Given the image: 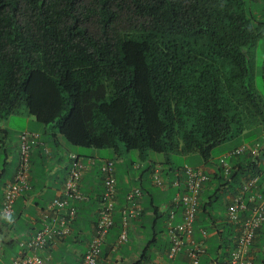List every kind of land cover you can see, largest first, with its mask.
Wrapping results in <instances>:
<instances>
[{
	"label": "trees",
	"instance_id": "16d2710c",
	"mask_svg": "<svg viewBox=\"0 0 264 264\" xmlns=\"http://www.w3.org/2000/svg\"><path fill=\"white\" fill-rule=\"evenodd\" d=\"M262 40L264 0H0V124L27 114L46 135L55 132L51 140L116 155L106 160L126 161L136 152L138 170L147 166L140 179L151 175L153 184L152 153L165 155L161 164L171 174L174 155L209 163L234 139L264 142ZM7 133L0 126L2 141ZM39 145L31 154L30 190L41 180L33 158L35 148L45 154ZM241 160H230L232 173L220 170L211 185L236 188L249 173L264 180V155ZM101 197L93 200L94 227ZM117 213L113 229H123ZM18 244L9 241V251ZM115 244L107 242L102 256Z\"/></svg>",
	"mask_w": 264,
	"mask_h": 264
},
{
	"label": "crops",
	"instance_id": "0c3cea01",
	"mask_svg": "<svg viewBox=\"0 0 264 264\" xmlns=\"http://www.w3.org/2000/svg\"><path fill=\"white\" fill-rule=\"evenodd\" d=\"M14 116H22V118L8 120L13 121V125L17 127L12 128L8 121L0 124L8 132V135L6 134L8 138L4 141H2L3 135L0 134V208L5 186L16 173L19 155V135L24 131L40 134V145H38L45 148V154L39 148L34 149L35 174L40 175L41 180L37 182L35 178L32 186L37 189L31 188L28 194L22 195L17 200L11 222L4 221L0 217V263L7 264L8 261L5 255L11 254L15 256L19 250V247H15L12 251H9V241L14 239L18 242L26 239L41 228L42 212L54 198L63 196V186L71 167V155H75L85 166L82 191L89 199L79 205L78 219L74 223L72 236L67 238L65 242L58 244L57 247L45 251L42 255L49 259L50 264H81L95 228V203L93 200L103 191L101 165L104 160L112 159V157L109 156L108 152L95 151L93 149H87L94 151L90 153L79 150L74 152L61 137L55 138V136H52L54 140H51L49 137L54 135L55 132L46 135L45 128L38 124L34 118L29 117L27 114ZM12 134H16L18 139L16 156L13 155L10 144ZM247 142L249 141H240L234 145L222 146L219 148V153L214 156L215 162L205 163L196 155L186 157L190 158L191 164L186 163L185 165L203 168L210 177L209 186L205 187L202 193L201 203L203 207L195 225V241L203 243L204 247L207 248V252L201 259V264H229L231 252L236 244L237 234L227 223L226 213L231 198L240 185L236 188L220 189L217 188V185L212 186L211 184L216 182L213 179H215L216 173L220 171L218 166L219 158L232 150L233 146L238 147ZM125 159L126 161L123 160L119 163L121 169L117 168L118 177H122L119 180L121 183L118 182L117 211L119 214H117L119 217L122 215V209L126 207L125 200L129 191L143 187L150 188L149 191L152 194L151 196L145 195L143 197L141 206V212L143 211V213L130 224L128 243L117 250L110 249L105 257L104 255L102 256L100 264H134L143 256L149 258L148 262L143 264H167L170 262L168 259L170 248V240L167 235L168 219L172 211L173 200L177 194V189L172 185L174 177L167 180L165 187H154L150 180L151 175H149L147 180L140 179L142 178V171L147 170L146 164L144 166L143 163V168L139 170L136 166L131 169L127 160H132L136 164H138L139 160L136 161L131 156ZM151 159L155 161L153 157ZM161 162L165 163V161L160 160L157 163ZM172 164L174 169L182 167L174 165L173 161ZM148 165L152 168L154 164L149 162ZM127 184L132 187L128 188ZM262 192L264 193V191ZM156 207H158V214L155 213ZM116 220L118 222L120 219ZM180 222L181 216L178 214L174 223L178 224ZM2 223L6 225L3 226ZM122 230V223H119L110 234L108 242L111 241L113 243L116 241ZM203 230L207 232L206 237L203 236ZM252 256L255 264H264V225L261 228V234L257 236L253 245ZM187 263L188 258L185 251L173 262V264Z\"/></svg>",
	"mask_w": 264,
	"mask_h": 264
},
{
	"label": "built area",
	"instance_id": "2783aa9c",
	"mask_svg": "<svg viewBox=\"0 0 264 264\" xmlns=\"http://www.w3.org/2000/svg\"><path fill=\"white\" fill-rule=\"evenodd\" d=\"M39 140V134L28 131L20 135L17 172L6 184L1 204L0 217L4 221L12 218L16 201L25 191L30 190L31 154L33 148L40 143ZM262 150L264 148L261 144H244L222 156L218 164L224 176L228 177L232 172L229 159L246 154L256 159ZM117 163L114 160H106L101 165L104 190L101 193L102 197L97 210V225L88 243L82 264H98L105 242L114 227L115 210L118 203ZM84 170L85 166L80 159L71 155V167L63 186V196L54 198L42 212L41 228L28 238L19 241V250L9 264H49V259L42 254L48 250L49 246L50 248L56 247L72 236L73 226L79 214V204L89 199L82 191ZM165 171L164 166L153 167L152 178L155 187H165ZM174 177L176 179L174 186L178 188L184 184V191L177 193L168 219L167 235L171 243L168 257L174 261L177 255L185 250L189 260L188 264H200L206 249L203 243L195 241L194 230L200 213L201 193L209 178L203 168H194L189 165L175 170ZM261 178L262 174L248 178L238 193L233 196L228 207V223L238 235L230 264H253V258L250 255L251 246L256 239L257 232L264 225V194H262L264 182L259 188ZM182 179L183 184L180 185ZM142 197L143 193L139 188H134L128 193V204L121 212L123 230L117 240V246L128 242L130 224L141 213ZM178 214L181 216V222L175 224L174 220ZM202 233L204 237L207 236L206 231L203 230Z\"/></svg>",
	"mask_w": 264,
	"mask_h": 264
},
{
	"label": "rangeland",
	"instance_id": "374dc122",
	"mask_svg": "<svg viewBox=\"0 0 264 264\" xmlns=\"http://www.w3.org/2000/svg\"><path fill=\"white\" fill-rule=\"evenodd\" d=\"M246 1L248 3L250 2V0H246ZM260 1L261 0H259V2ZM261 62H264V41L263 40L259 43V47H258V64H260ZM259 67H261V64L259 65ZM12 118L13 119L22 118V116H14L13 115L10 119H12ZM9 123H10V126L12 128L17 127V126H14L13 125V121L12 122L11 121H8V124ZM240 141H247V139L246 138H237V139H234V140H232L230 142H227V143L223 144L222 146L234 145L236 143H239ZM17 142H18L17 135L16 134H12L11 135L10 144H11V147H12V150H13V155L14 156L17 155V147H16L17 146ZM70 148H72L71 150H73L74 152H76V151L79 150V151H82V152H88V153H90V152H94L93 150H95V151L98 150V149H93V150L83 149V150H80V149L74 148V147H70ZM219 148H220V146L217 147L214 150V153H213L214 156L219 153V151H220ZM98 151L108 152L110 157H116V155H114L110 151H106V150H98ZM137 154L138 153H136V152H131L130 153V156H131V158H133L134 160L137 161L139 159ZM151 157H153L155 159V161H157V162H158V160H160V161H164L165 160V155H160V154L158 155V154H153L152 153ZM18 159H19V155H18ZM172 161H173L174 165H177V166H184L186 163L191 164L190 158L188 159V158H186L184 156H181V155H174V156H172ZM139 162H138V164H139ZM119 163L120 162L117 163V166H118L119 169H121V166H120Z\"/></svg>",
	"mask_w": 264,
	"mask_h": 264
},
{
	"label": "clouds",
	"instance_id": "9594fccd",
	"mask_svg": "<svg viewBox=\"0 0 264 264\" xmlns=\"http://www.w3.org/2000/svg\"><path fill=\"white\" fill-rule=\"evenodd\" d=\"M24 132H25V131H24ZM28 132H29V131H28ZM22 133H23V132H22ZM22 133H21V134H22ZM31 133H32V132H31ZM21 134H20V135H21ZM34 134H37V133H34ZM20 135H19V139H20ZM39 135H40V134H39ZM40 138H41V136H40ZM244 144H251V145H254V144H261L262 147L264 148V143H262V142H247V143H244ZM244 144H242V145H240V146H243ZM240 146H238V147H240ZM238 147H237V148H238ZM235 149H236V148H235ZM235 149H233V150H235ZM233 150H231V151H233ZM231 151H229V152H231ZM229 152H226V153H229ZM226 153H225V154H226ZM225 154H223L222 156H224ZM263 155H264V150H262V152H261V154H260V156H259L258 158L262 159V158H263ZM222 156H221V157H222ZM245 156H249V155L246 154V155H243L242 157H236V158H233V159H241V158H244ZM221 157H220V158H221ZM249 157H251V156H249ZM220 158H219V159H220ZM258 158L254 159V158L251 157V159H253L254 161H256ZM230 160H232V159H229V163H230ZM218 162H219V160H218ZM260 164H261L262 166H264V162H260ZM156 165L164 166V168L166 169L165 174H164V175H165V178H166V182H167L168 179H171L172 177H174V171H175V170L180 169V168L186 166V165H184V166L179 167V168L177 167V168L174 169V171H173L171 174H169V173H170V170H171V168H170L169 166H167V165H163V164H161V163H157ZM156 165H154V166H156ZM135 166H138V164H136ZM218 166H219V164H218ZM231 166H232V170H233V165L231 164ZM219 169L222 170L220 166H219ZM205 173H206V172H205ZM222 173H223V170H222ZM231 173H232V172H231ZM206 174H207V173H206ZM222 175L224 176V174H222ZM260 175H261V174H260ZM207 176H208V178H210L208 174H207ZM254 176H255V175H254ZM250 177H253V176H249V175H248V176L244 177V178H243V181H242V184H243L248 178H250ZM12 179H13V178H12ZM175 181H176V179H175V177H174V181L172 182L173 187H175V186H174ZM209 181H210V179L205 183L204 188L206 187V184H207ZM263 182H264V180H263V178H261L259 188L262 187ZM181 184H183V179L181 180L180 185H181ZM241 186H242V185H240L239 189L241 188ZM175 188H177V187H175ZM204 188H203V190H204ZM177 189H182V191L177 190V193H178V192H183V191H184L183 188H179V187H178ZM239 189H238V190H239ZM203 190H202V193H203ZM238 190H237V192H236L234 195H236V194L238 193ZM202 193H201V197H200V211H201V208L203 207V206H202V203H201ZM262 194H264V193L262 192ZM176 195H177V194H176ZM234 195H233V196H234ZM233 196H232V198H233ZM20 197H21V196H20ZM20 197H19V198H20ZM3 198H4V197H3ZM19 198H18V199H19ZM232 198H231V200H232ZM174 199H175V198H174ZM16 202H17V201H16ZM230 204H231V202H230ZM230 204H229V206H230ZM229 206H228V207H229ZM116 208H117V207H116ZM172 208H173V206H172ZM172 208H171V210H172ZM0 209H1V208H0ZM45 210H46V209H45ZM227 210H228V208H227ZM198 216H199V215H198ZM97 219H98V215H97ZM41 220H42V219H41ZM197 220H198V219H197ZM226 220H227V213H226ZM196 222H197V221H196ZM227 223H228V220H227ZM228 224H229V223H228ZM229 225H230V224H229ZM230 226H231V225H230ZM231 227H232V226H231ZM262 227H263V226H262ZM262 227H261V228H262ZM94 229H95V228H94ZM233 230H234V229H233ZM37 231H38V230H37ZM112 231H113V229H112ZM112 231H111V233H112ZM111 233H110V234H111ZM92 234H93V233H92ZM236 234H237V233H236ZM109 236H110V235H109ZM70 237H71V236H70ZM68 238H69V237H68ZM108 238H109V237H108ZM118 238H119V237H118ZM256 238H257V236H256ZM66 240H67V239H65V240L62 241V242H65ZM117 240H118V239H117ZM117 240H116V244H117ZM237 240H238V235H237ZM237 240H236V244H237ZM255 240H256V239H255ZM128 241H129V240H128ZM62 242H61V243H62ZM107 242H108V239L106 240L104 247L106 246ZM127 243H128V242H127ZM127 243H126V244H127ZM254 243H255V241L253 242V244H252V246H251V250H250V255H251L252 258H253V256H252V248H253ZM116 244H115L114 248L112 247V250H114V249L117 250L119 247L122 246V245L117 246ZM236 244H235V246H236ZM123 245H124V244H123ZM57 246H58V245H57ZM57 246H56V247H57ZM104 247H103V249H104ZM52 248H55V247H52ZM103 249H102V253H103ZM205 249H206V252H207V248H205ZM234 249H235V247L233 248L232 252L234 251ZM232 252H231V255H232ZM84 255H85V254H84ZM231 255H230V261H229V264H230V262H231ZM101 256H102V254H101ZM101 256H100V259H101ZM202 257H203V256H202ZM187 258H188V257H187ZM252 260H253V264H255V263H254V258H253ZM82 261H83V260H82ZM99 261H100V260H99ZM188 261H189V260H188ZM98 263H99V262H98ZM8 264H9V263H8ZM49 264H50V263H49ZM81 264H82V263H81ZM171 264H173V263H171ZM187 264H188V263H187ZM200 264H201V263H200Z\"/></svg>",
	"mask_w": 264,
	"mask_h": 264
}]
</instances>
